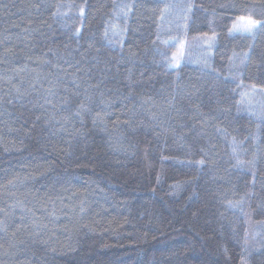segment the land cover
Returning <instances> with one entry per match:
<instances>
[{
  "label": "trees",
  "instance_id": "obj_1",
  "mask_svg": "<svg viewBox=\"0 0 264 264\" xmlns=\"http://www.w3.org/2000/svg\"><path fill=\"white\" fill-rule=\"evenodd\" d=\"M0 264H264V0H0Z\"/></svg>",
  "mask_w": 264,
  "mask_h": 264
},
{
  "label": "rangeland",
  "instance_id": "obj_2",
  "mask_svg": "<svg viewBox=\"0 0 264 264\" xmlns=\"http://www.w3.org/2000/svg\"><path fill=\"white\" fill-rule=\"evenodd\" d=\"M260 25V22L255 21L253 19L243 17L239 18L233 23V26L231 28L232 33H250L254 31L258 26ZM197 40L194 41H186L181 39L179 41V44L177 46V52L174 53L175 62L172 65L173 67H177L180 64H182L185 57H190V53L192 52V49L194 52H202L212 49L213 43H214V36L209 37H196Z\"/></svg>",
  "mask_w": 264,
  "mask_h": 264
}]
</instances>
